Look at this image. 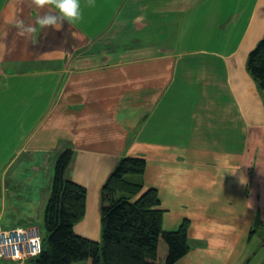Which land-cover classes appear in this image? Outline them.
I'll use <instances>...</instances> for the list:
<instances>
[{
  "label": "crops",
  "instance_id": "1",
  "mask_svg": "<svg viewBox=\"0 0 264 264\" xmlns=\"http://www.w3.org/2000/svg\"><path fill=\"white\" fill-rule=\"evenodd\" d=\"M87 5L77 26L32 45L14 21L50 6L0 0V226H36V208L44 218L56 158L72 147L71 177L88 191L75 231L100 241L90 211L120 159L140 156L163 227L190 221L176 264H264V88L248 69L264 0ZM18 154L30 164L9 178Z\"/></svg>",
  "mask_w": 264,
  "mask_h": 264
},
{
  "label": "trees",
  "instance_id": "2",
  "mask_svg": "<svg viewBox=\"0 0 264 264\" xmlns=\"http://www.w3.org/2000/svg\"><path fill=\"white\" fill-rule=\"evenodd\" d=\"M248 69L264 88V38L250 51ZM74 155L65 147L56 158L43 249L33 264H176L190 252L189 219L176 230L163 227L165 211L157 188L145 185L147 161L140 156L122 157L102 186V239L78 234L88 191L71 177Z\"/></svg>",
  "mask_w": 264,
  "mask_h": 264
},
{
  "label": "clouds",
  "instance_id": "3",
  "mask_svg": "<svg viewBox=\"0 0 264 264\" xmlns=\"http://www.w3.org/2000/svg\"><path fill=\"white\" fill-rule=\"evenodd\" d=\"M31 4L38 9L50 6V10L43 14H37L32 21L23 17L17 18L13 26L17 33L25 41L32 45L38 43L36 34L42 30L62 31L67 23L73 27L77 26L83 19L81 0H31ZM88 7H95V0H88ZM34 21V22H33ZM75 37V32L72 33Z\"/></svg>",
  "mask_w": 264,
  "mask_h": 264
},
{
  "label": "built area",
  "instance_id": "4",
  "mask_svg": "<svg viewBox=\"0 0 264 264\" xmlns=\"http://www.w3.org/2000/svg\"><path fill=\"white\" fill-rule=\"evenodd\" d=\"M42 236L35 227H20L12 230H0V257L7 259L30 260L42 252ZM18 264H33L22 260Z\"/></svg>",
  "mask_w": 264,
  "mask_h": 264
},
{
  "label": "rangeland",
  "instance_id": "5",
  "mask_svg": "<svg viewBox=\"0 0 264 264\" xmlns=\"http://www.w3.org/2000/svg\"><path fill=\"white\" fill-rule=\"evenodd\" d=\"M113 5V4H112ZM45 8V7H44ZM43 13V12H42ZM99 25H100V22H99V24H96V25H94L95 27H99ZM51 33H53V31L51 32ZM138 33V32H137ZM154 36L153 37H156V34H153ZM50 38H53V34L52 35H50ZM54 41H55V43L57 44L58 43V39H54ZM27 52H34V53H38V55H39V51H40V49H33V50H30V49H25ZM6 50H0V54H4V52H5ZM49 52H51V53H53V51L54 50H52V49H50V50H48ZM54 55H56V54H54ZM21 58H24V57H21ZM19 59V58H18ZM0 67H2V65L0 66ZM23 68H26L27 66H22ZM26 129H28V126H26ZM22 148V147H21ZM16 159H18L17 161H16ZM29 160L28 159H25V156H24V154H22L20 157H19V154L15 157V158H13V160H7L6 162H5V165H6V167H7V169L8 168H10L11 166H12V168H11V170H10V176H9V178H11V176L13 175V173H14V171L15 170H18V169H20L22 172L24 171V169L26 168V167H28L29 166ZM45 172H47V171H45ZM45 172L44 173H41L40 174V176H42V175H44L45 174ZM45 179H46V175H44V177H43V180L45 181ZM99 207H100V214H99V216L97 217H94V213H92L91 211H90V216H91V220H92V222H94V224L95 225H92V228L93 229H96L98 232H99V235H100V239H102V222H101V203L99 204ZM89 216V217H90ZM35 221L37 222V224H36V226H32V227H35V228H37L38 230H39V232H40V234H41V236H42V234H45V232H46V230H45V226H44V218H43V216H42V214H39V209L38 208H36V210H35ZM20 227H22V226H16V227H12V226H7V227H2V226H0V230H12V229H16V228H20ZM27 228L28 227H30V226H26ZM25 228V227H24ZM256 247H258V248H255L256 250H254L255 252L253 253V258H254V261H256L258 258H259V256H260V254H261V251H260V248H259V246H256ZM252 259V258H251ZM250 259V260H251ZM4 260H8V261H15L16 263L17 262H20V261H22V260H27V261H31L30 260V258L29 257H25V258H23V259H7V258H1L0 257V264H5L6 262L4 261ZM7 264V263H6ZM18 264V263H17ZM73 264H85V262L84 261H76V262H74Z\"/></svg>",
  "mask_w": 264,
  "mask_h": 264
}]
</instances>
